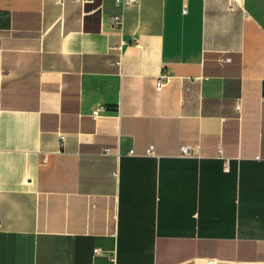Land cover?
<instances>
[{
    "label": "crops",
    "instance_id": "crops-1",
    "mask_svg": "<svg viewBox=\"0 0 264 264\" xmlns=\"http://www.w3.org/2000/svg\"><path fill=\"white\" fill-rule=\"evenodd\" d=\"M0 264H264V0H0Z\"/></svg>",
    "mask_w": 264,
    "mask_h": 264
},
{
    "label": "built area",
    "instance_id": "built-area-1",
    "mask_svg": "<svg viewBox=\"0 0 264 264\" xmlns=\"http://www.w3.org/2000/svg\"><path fill=\"white\" fill-rule=\"evenodd\" d=\"M62 1L63 0H56V3L58 4H62ZM85 1H89V0H85ZM117 4H130V3H134L136 2L137 0H115ZM186 11L184 10V13ZM111 24L116 27V28H121L122 25H123V17L120 16V15H116V16H113L111 18ZM226 61H230L229 58H226ZM170 79V76L167 74V73H163L157 80L156 82V89L158 91H160L163 86L169 81ZM102 108H98L97 110H95L93 112V116L96 117L99 115L100 111H101ZM63 144V143H62ZM132 153V152H131ZM183 154L184 155H187L189 154L188 150L186 148L183 149ZM97 253H99V251H97Z\"/></svg>",
    "mask_w": 264,
    "mask_h": 264
}]
</instances>
